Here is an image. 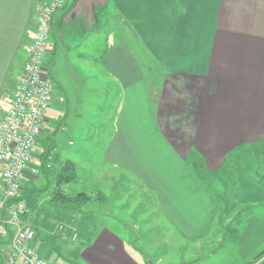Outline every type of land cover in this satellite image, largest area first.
Listing matches in <instances>:
<instances>
[{"label": "crops", "instance_id": "obj_1", "mask_svg": "<svg viewBox=\"0 0 264 264\" xmlns=\"http://www.w3.org/2000/svg\"><path fill=\"white\" fill-rule=\"evenodd\" d=\"M43 1L0 0V104H8L7 96L22 74L23 46L34 37ZM112 19L144 41L161 65L154 80L126 39L112 43ZM49 41L44 61L46 56L47 63L52 60L56 85L66 101L59 78L63 63L81 92L101 85L104 99L116 102L113 132L97 136L107 140L104 166L100 173L90 174L104 191L118 190L124 179H130L134 189L136 180L139 196L150 193L154 214L177 218L188 237L194 236L188 231L198 229L207 211L201 205L216 211L230 199L248 204L263 197V187L246 179L233 183L221 172L229 168L242 173L249 150L258 144L264 147V0H66L53 15ZM95 62L99 68L92 67ZM145 76L150 79L144 81ZM137 123L142 124L138 130L148 128L146 136L134 130ZM150 140L160 147L147 150L145 142ZM71 161L79 174L80 162ZM197 170L206 180H217L226 193L230 190L231 198L222 202L221 194L208 195L209 187L205 178H197ZM79 179L77 175L74 183ZM95 196L104 203L108 199L100 191ZM47 230L44 223H35L33 246L50 263L55 251L41 234ZM58 235L66 240L61 232ZM262 235L250 229L242 233ZM78 237L82 240L72 250L75 262L70 264L159 261L131 253L124 234L115 229L102 227ZM4 241L0 239V245ZM7 247L0 246L1 264H6L10 242Z\"/></svg>", "mask_w": 264, "mask_h": 264}, {"label": "rangeland", "instance_id": "obj_2", "mask_svg": "<svg viewBox=\"0 0 264 264\" xmlns=\"http://www.w3.org/2000/svg\"><path fill=\"white\" fill-rule=\"evenodd\" d=\"M111 25L112 29L109 31L112 32V43L114 40L117 43L122 38L126 39L128 48L140 58L142 69L145 72L151 70L154 80V75L162 68L150 55L144 41L142 43L138 38L136 39L128 27L120 29L117 20L112 19ZM46 61H48L47 56L44 61L48 66L45 75L51 82L52 101L34 144L35 153L29 163L30 166L38 168L39 174L30 180L32 183L29 186L35 185L42 188L52 181L62 163L66 160H76L80 162V172L77 174L80 179L78 183L66 184L63 191L71 197L79 193L93 196L81 212L70 211L63 214L61 210L52 207L48 202L53 185H47L43 193L44 197L40 200L38 212H32V218L33 220L36 218V221H33L31 227L34 229L35 223L38 225L44 223L48 229L46 233L41 234L43 237L46 235L47 242L55 251L50 264L74 263L75 259L71 252L79 248L82 240L81 237L77 239V236L83 233H94L102 227L121 231L124 234L126 247L131 253L153 262L159 259L160 262H156L158 264H252L262 261L264 264V195L256 201L250 200L248 204H242L240 200L233 204L234 200L230 199L227 206L222 202L231 198L232 192L228 190L226 193L222 185L218 186L217 180L213 178L206 180L203 172L197 170V178L202 180L205 178L206 186L209 187L208 195L214 192L221 194L223 201L220 202L222 203L220 206H217L216 211H210L209 205L205 207L201 205V208H207V211L201 215L203 219L200 220L198 229L188 231L194 236L188 237L178 226L181 221H176L177 218L172 220L165 218L164 215L154 214L150 193L146 198L139 196L141 185L136 180L134 189L131 188V180L124 179L118 190L104 191L101 182L93 179L90 174L100 173L99 170L104 166L103 154L107 140L102 141L97 136L98 133L113 132L117 120L114 118L117 105L113 106L116 102L104 99L101 85L99 89L98 86H92L88 88L89 90L81 92L70 80V70L67 64L63 63L64 65H59V78H62L63 88L68 98L66 101L56 85L52 60L49 63ZM92 67L100 66L98 62H95ZM145 79L150 78L145 76L144 81ZM141 125L137 123L134 130L143 132V136H146L149 132L147 124L143 123L146 128L138 130ZM159 145L155 140L145 142L147 150H156L160 147ZM253 148V151L249 150L248 158H245L246 166L243 167L242 173H233L228 171V168L221 172V176L232 180L233 183L239 179H246L264 188V147L258 144ZM43 152L46 157H49L45 158V166L51 168L46 174L40 167L42 159L40 155ZM22 186L24 187V184ZM99 191L107 195L108 199L105 203L102 198L95 196ZM71 221L74 222L73 228L70 226ZM60 226H63L61 230ZM69 229L71 236L67 238L66 233ZM246 229L255 231L256 234L260 231L263 235L242 236ZM60 232L66 240L59 238ZM247 242L248 244H245ZM7 244L4 242L0 246L6 249Z\"/></svg>", "mask_w": 264, "mask_h": 264}, {"label": "built area", "instance_id": "obj_3", "mask_svg": "<svg viewBox=\"0 0 264 264\" xmlns=\"http://www.w3.org/2000/svg\"><path fill=\"white\" fill-rule=\"evenodd\" d=\"M65 3L66 0H44L40 4L34 37L23 46L26 61L22 74L7 96L8 104H0V237L11 234L6 264H50L34 249L32 211L24 202L8 204L18 197L25 182L39 174L38 168L29 163L52 101L44 57L48 53L53 15ZM70 226L73 228V221Z\"/></svg>", "mask_w": 264, "mask_h": 264}, {"label": "trees", "instance_id": "obj_4", "mask_svg": "<svg viewBox=\"0 0 264 264\" xmlns=\"http://www.w3.org/2000/svg\"><path fill=\"white\" fill-rule=\"evenodd\" d=\"M40 158H42L40 161V167L42 168L43 172L46 174L49 169V166H45V158L46 157L45 152H43L40 155ZM77 166L74 162L71 160H66L64 163L61 164L60 169L58 170V173L53 176L52 181H49L46 185H44L42 188L37 187L33 185L32 187L29 186L32 181L28 180L26 183H24V187H22V190L18 197L12 201L9 202L8 206L11 204H14L16 202H24L26 206L32 211V212H38L39 203L43 196V193L47 189V185L52 184L53 188L51 189V193L49 195L48 202L51 204L52 207L56 208L57 210H61L64 213L67 212H81L89 200L93 198V196H89L85 193H79L74 197L66 195L63 191V187L68 183H74L77 179ZM101 198V197H100ZM37 214V213H36ZM33 221H36V218H34ZM5 238H7L5 240ZM11 234L7 237H3L0 239L5 240L4 242H10ZM257 263V262H255ZM263 264V261L261 262Z\"/></svg>", "mask_w": 264, "mask_h": 264}]
</instances>
